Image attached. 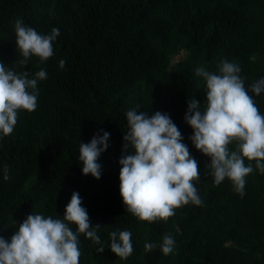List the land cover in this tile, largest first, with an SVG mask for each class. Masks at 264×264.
Listing matches in <instances>:
<instances>
[{
    "label": "trees",
    "instance_id": "trees-1",
    "mask_svg": "<svg viewBox=\"0 0 264 264\" xmlns=\"http://www.w3.org/2000/svg\"><path fill=\"white\" fill-rule=\"evenodd\" d=\"M18 18L40 33L59 29L45 62L33 56L19 63ZM221 58L239 64L246 87L264 76V0H0V62L29 75L47 72L35 110L18 112L12 133L0 138V237L10 240L31 212L62 218L76 191L105 245L97 253L99 245L80 234L79 264H264V173L252 162L243 196L227 179L215 185L209 158L192 146L184 121L187 100L205 102L195 69L217 71ZM254 102L264 112V94ZM132 107L167 113L177 125L197 161L201 205L152 223L126 212L118 161ZM101 129L110 146L98 157L96 180L81 172L79 143ZM124 229L133 251L120 258L108 248V234ZM166 234L175 240L172 253L145 251L146 241L158 244Z\"/></svg>",
    "mask_w": 264,
    "mask_h": 264
},
{
    "label": "clouds",
    "instance_id": "clouds-1",
    "mask_svg": "<svg viewBox=\"0 0 264 264\" xmlns=\"http://www.w3.org/2000/svg\"><path fill=\"white\" fill-rule=\"evenodd\" d=\"M14 33L16 47L23 57L19 63L26 65L33 56L43 63L53 55L59 29L53 27L46 34L40 33L18 18ZM64 65L65 60L61 59L60 68ZM195 75L203 79L206 97L204 103L194 98L187 100L184 121L192 129L189 140L209 158L206 168L210 169L213 183L219 185L227 179L234 191L243 196L245 178L253 171L252 162L264 173V112L254 102V96L264 94V76L246 87L239 64L224 58L219 60L217 71L199 66ZM46 78L43 68L29 75L28 71L16 72L0 62V138L12 133L18 112L35 110L38 82ZM139 109L132 107L125 112L127 131L122 137L125 154L118 161L119 193L126 212L137 220L164 221L179 207L189 203L201 205L194 184L199 179L197 161L169 114L156 111L150 115ZM109 139L110 133L101 129L89 142L79 143L78 161L82 163L83 175L100 179L98 157L110 146ZM230 144L235 147L230 149ZM8 178L5 165L3 179ZM100 228L99 224L90 226L82 198L73 191L62 218L31 212L10 240L0 237V264H79L80 234L99 245L97 253L105 251L98 234ZM108 235V248L116 257L131 255L132 234L128 229ZM156 247L164 255L172 253L174 237L166 234L158 244H144L145 251Z\"/></svg>",
    "mask_w": 264,
    "mask_h": 264
},
{
    "label": "rangeland",
    "instance_id": "rangeland-1",
    "mask_svg": "<svg viewBox=\"0 0 264 264\" xmlns=\"http://www.w3.org/2000/svg\"><path fill=\"white\" fill-rule=\"evenodd\" d=\"M182 55H183V53H181L179 56H177V57L175 58V61H174V62H177V61L182 57Z\"/></svg>",
    "mask_w": 264,
    "mask_h": 264
}]
</instances>
